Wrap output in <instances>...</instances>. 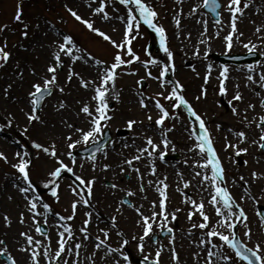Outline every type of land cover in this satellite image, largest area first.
I'll return each mask as SVG.
<instances>
[{
    "label": "rangeland",
    "instance_id": "rangeland-1",
    "mask_svg": "<svg viewBox=\"0 0 264 264\" xmlns=\"http://www.w3.org/2000/svg\"><path fill=\"white\" fill-rule=\"evenodd\" d=\"M23 1L0 0V45H4L6 41L5 51L11 53L8 61L0 67V124L5 125L0 128V152L7 156V161L0 158V240L6 242L8 252L17 259L18 264H34L30 259V252L22 250L32 247L27 245L25 237L21 235L25 232L40 242V264H64L65 260L67 264H114L115 261L126 264L119 253L107 254L108 245L118 248L124 239L129 243L123 250L128 253L132 264L145 256L155 261L158 250L161 251L160 264H207L209 252L213 253V264H232V261L235 264H247L219 237L207 236L212 228L226 234L230 230L222 226V220L215 211L216 206L210 203L211 195L214 194L213 187L210 182L203 180V172L207 171L211 175V170L201 169L195 163L203 160L198 149L190 150L198 141L191 135L193 122L187 107L174 109V101L164 99L172 91L175 81L183 84L182 94L197 113L205 117L214 147L225 168L226 185L237 205L247 214V220L241 217L237 224L241 239L252 248L260 243L264 254V221L257 213V206H264V178L256 179L252 176L253 172L264 173V151L258 144L252 143L259 140L264 129L260 120L264 116V80L261 79L264 75V0H241L242 12L235 13L236 33H232L234 13L228 7L229 0H220L223 4L220 21H215L204 11L203 0H146L158 13L156 22L166 30L167 46L172 55L164 52L156 33L141 22L139 34L134 33L135 39L131 43L140 60H133L132 64L122 65L117 69L115 90L119 92V99L110 91L108 101L111 108L109 114L113 118L107 121V128L111 131L112 140L104 150L96 153L95 161L88 154L78 153L91 142L78 144L74 149L68 148L71 142L69 136L73 141L80 140L81 135L77 129L87 130L90 127L88 118L81 112V106L88 104L92 108L96 107V101L92 99L95 94L92 86L84 88L80 77L99 84L103 68L98 71L92 58L105 61L110 66L118 51L125 58H128V54L88 29L82 20L72 16L68 8L77 11L83 19L93 21L94 27H99L118 43L124 40L126 33L125 21L120 17L127 19L128 8L131 7L133 11L136 8L134 5H124L119 0H104L109 14L106 20L102 14L94 12L102 0H35L27 5L30 19L28 20V13L21 18L25 23L30 21L25 29L15 19L18 5L21 6ZM177 19L180 21L179 25L176 23ZM4 25L8 27L4 28ZM258 28L260 31H257ZM24 31L28 32L27 36L23 35ZM67 34L73 36L82 50L81 53L74 54L84 55V59L73 60L61 53L63 64L57 67V84L38 109L40 120L30 122L27 114L33 109L28 94L34 91L33 84L43 85L41 77L51 78L47 68L56 63L54 57L59 51L57 44H62L61 37ZM229 34L233 35L230 50L226 39ZM148 44L152 48L147 50ZM247 52L259 54V60L234 64L222 63L214 58L215 54ZM87 53H91V56ZM153 59L158 63L145 65V61ZM165 63L170 68L174 64L175 70H170L166 77L158 80L155 77L160 76ZM225 65L228 67L226 80L221 75ZM73 72L79 73V77L73 75L69 81L68 76ZM141 80L147 82L144 89L140 87ZM164 80L172 83H164ZM222 81L227 88L226 93L220 91ZM9 84L12 86L10 89ZM61 87L64 88L63 92L60 91ZM204 90L206 95L203 94ZM161 92L164 96L157 95ZM237 92L241 94L240 100L234 99ZM141 98H144L147 107L141 106ZM156 99L176 115V119L170 117L165 121V128H170L172 124H175V128L168 133L172 143L168 146L167 154L173 157L164 160L159 158L163 144L160 135L162 128L156 124L161 114L156 106ZM60 103H64L65 107L60 108ZM233 109L236 111L233 112ZM149 116L152 117L151 120L148 119ZM9 119L12 120L11 125L7 124ZM130 119L138 121L132 129L126 126ZM239 131L246 133V140L241 142V138L236 135ZM146 136H152L161 145L155 154L154 174L151 171L152 158L146 154L141 155L140 160H133L131 165L125 163L139 154L138 149L147 146ZM33 141L46 147L54 141L60 158L73 167V172L65 170L57 178L59 199L52 195V185L47 184L48 180L53 179L49 173L59 166L58 161L42 150L35 149ZM229 143L246 147L248 151L236 155L235 147H227ZM24 149L31 153L33 159V166H30L33 182L44 202L52 207V212L47 215V224H44L43 215H36L28 210L29 201L17 187H23L24 182L19 179L18 170L13 167L18 162L15 154ZM70 150L76 156L75 165L65 155ZM185 160L188 161L187 164L184 163ZM104 165L110 167L105 168ZM135 168L139 169V173ZM196 172L202 174L197 176ZM77 176L83 177L85 181L96 178L91 197H87L86 191H80L82 185L76 180ZM241 176L244 180L240 179ZM160 181L168 185V221L163 230L171 227L173 232L169 236H160L162 229L159 224L163 217L158 215L153 224V234L145 238V248L141 252L138 245L144 225L142 222L138 223L141 216L132 205L142 206L141 211L147 216H151L153 211L161 213L162 197L158 191L162 187ZM187 181L190 184L185 188ZM112 184L118 187L112 188ZM73 188L76 189L75 192ZM129 190L133 193L132 196L127 195ZM186 195L197 203L204 201L205 211L209 216L208 228L198 227L203 222V217L190 202H185ZM86 197L89 204H77L73 214V203ZM125 199L131 203H125ZM153 201H156L155 209ZM233 211L238 212L235 205ZM39 212H44L42 206L39 207ZM89 212L92 213L91 217L87 215ZM172 212L176 213L175 220L171 218ZM189 213H195L191 219ZM33 215H36V221L40 225L48 227L47 234L36 232L37 224L32 219ZM5 216L11 219L10 225ZM60 217L71 219L61 220ZM112 217H116L115 225ZM85 220H90V223L86 225ZM218 220L221 222L218 223ZM69 224L72 227L70 236L66 228L62 227ZM84 227L88 229L87 237L81 231ZM247 228L251 229L250 239L244 235ZM101 229L110 232L106 244L96 249L95 245L100 243L96 237L105 239ZM60 231L65 232L66 252L61 254L62 258L52 260L59 248ZM121 232L123 235L119 234ZM155 235L157 237L154 240ZM202 240L205 243H201ZM77 244L81 245L79 249L75 247ZM45 248H48L47 256L44 255ZM173 248L179 256L178 261ZM219 254L227 255L232 260L221 261ZM0 264H4L1 258Z\"/></svg>",
    "mask_w": 264,
    "mask_h": 264
},
{
    "label": "snow or ice",
    "instance_id": "snow-or-ice-1",
    "mask_svg": "<svg viewBox=\"0 0 264 264\" xmlns=\"http://www.w3.org/2000/svg\"><path fill=\"white\" fill-rule=\"evenodd\" d=\"M120 2L124 5H134L136 8V11H133L131 7L127 10V19L124 17H120L121 20L125 21L126 24V33L125 38L122 42H117L116 40L112 39L110 36H108L105 32L101 31L99 27H94V22L90 21L88 19H83L80 15H78L77 11H75L72 8H68V11L74 16L77 20H82V22L87 26L88 29H90L94 33H98L101 37L109 40L117 49L124 50L128 54V58H125L120 51L116 53L114 56V61L111 63L110 66L106 64L105 61L102 60H96L94 57L92 58L94 63L99 68H103L102 75L99 76L100 83L97 84L95 81H89L85 80L83 77H80L82 86L84 88H88L90 85L92 86L94 90V95L92 99L96 101V107L92 108L88 104H83L81 106V112L85 114V116L88 118L90 127L85 130L84 128L77 129L81 135L80 140L73 141L71 136L68 137L69 141H71L68 144L69 149H74L78 144L84 143L89 144L91 142L92 144V151L90 152L91 158L93 161L96 159V153L102 151V148L96 145L97 141H102V138L105 136V130L107 128V121L111 120L113 117L110 115V105H109V92L111 91L116 99H119V92L115 90V84L117 79V69H119L122 65H130L133 63V60H140V57L133 51V48L131 47L132 40L135 39V35H138V30L140 29L141 22L146 24L149 28L154 29L157 33L160 34V44L163 47V50L165 53H167L169 56L172 55L170 49L167 46V36H166V30L162 25H159L156 22V17L158 16V13L156 10L146 2V0H120ZM241 0H229V9L234 13L233 15V21H232V33H236L237 27H236V16L235 13L242 12V9L240 7ZM203 4L205 7L211 9L213 12H216V10L220 7L219 0H203ZM235 6V7H233ZM247 5H245L246 7ZM197 8L199 5L196 6ZM107 4L102 0L100 5L94 9L95 13L102 14L104 19L109 18V14L106 11ZM217 15H219V12H217ZM22 18V7L18 5L17 8V14L15 16L16 20H21ZM177 25H179L180 21L176 20ZM206 23V22H205ZM4 28H7V25L3 26ZM24 28H28V24H24ZM257 31H260L258 28ZM135 33V35H134ZM24 36L28 35L27 31L23 32ZM242 35V33L240 34ZM63 40V43L57 44V47L59 51L56 52L54 60L56 63H53L48 66L47 72L51 74V78H48L47 76L41 77V79L44 80L43 85L40 83L33 84L34 91L29 92L30 99V105L33 109L32 112L28 113V119L29 121H39L40 115L38 114V109L42 107V102L45 100V98L49 95H51L53 86L57 84V67L58 65H62L63 61L61 59V53L68 56L70 59L73 60H82L84 59V55H75L74 53H81V49L77 46L76 41L74 40L73 36L71 34L63 35L61 37ZM227 47L230 50L232 48V41H233V35L229 34L227 37ZM6 41L4 45H0V67H3L4 64L8 61V59L11 56V53L8 51H5L6 48ZM251 43V42H249ZM254 48L255 45H252ZM88 56H91V53H87ZM145 65L151 63L156 64L158 63L157 60H149L144 62ZM211 67V66H209ZM251 67V65H249ZM172 70H175V65L172 64L171 68L169 64L165 63L163 64L162 71L160 76L155 77L158 80H162L164 77L167 76L168 72ZM33 72L35 70L33 69ZM227 73H228V67L227 65L224 66L223 72L221 73L224 80L227 79ZM73 75L79 77V73L73 72L71 75L68 76V80L71 81ZM149 75H151V72H149ZM261 79L264 80V75L261 76ZM164 83H172L170 81H163ZM12 86L9 84L8 88L10 89ZM183 84H181L179 81L174 82V86L172 87V91L169 93L168 96L164 97L166 100H172L174 101L172 104V107L174 109H178L181 106L187 107L189 113L192 117H194L195 122H198V129L199 132H197V124L194 122L192 124V131L191 135L195 138L198 143H196L193 146V149L190 150H199V153L201 156H203V160H197L195 163L200 166L201 169H209L211 170V175L208 174L207 171L203 172V180L208 181L211 183L213 187L214 194L211 195L210 203L214 206H216V214L218 217L222 220V226L226 227L228 230H230L227 234L222 231L216 230V228H212L207 232V236L209 237H219L223 242H225L228 246H230L232 249L235 250V253L238 257H240L242 260L246 261L247 264H264V254H262V248L261 244L257 243L254 248H250L248 244L244 243L242 239L239 238V234L237 232V224L240 222L239 218L242 217L245 221L247 220V214L245 213L244 209L242 207H239L237 205V202L230 191L229 187L226 185V177H225V168L223 166V163L220 160L219 155L217 154L216 148L214 147L213 137L210 133L209 128L206 125V119L205 117L201 116L195 108L192 106V104L189 102V100L182 94L183 90ZM60 91L63 92L64 88L61 87ZM220 91L221 93H226L227 88L224 86L223 81L220 85ZM204 95H206V90H204ZM5 95H7V89L5 90ZM158 96H164V93H158ZM241 94L239 92L236 93L234 99L240 100ZM199 99V97H197ZM142 107H147V104L145 103L144 98H141L140 100ZM157 108L161 110V114L159 118L156 120V124L160 125L162 128V131L160 132V135L162 137L161 143L163 144V151L159 152V158L161 160H164L167 153H168V146L172 143V141L168 137V133L171 132L175 128V124H172L170 128H165V121L169 119L170 117L172 119H176V115L173 113H170L168 108L165 107L163 103L160 102L159 99H156L155 101ZM231 103V101H229ZM264 103V101H262ZM60 108H64L65 104L60 103ZM249 107H255V105H249ZM236 110L233 109V112ZM247 111V109H245ZM149 120L152 119L151 116L148 117ZM260 120L262 123H264V116L260 117ZM138 121L130 119L127 121V128L132 129ZM8 125L12 124V120L9 119L7 121ZM70 126V125H69ZM5 127L4 124H0V128ZM236 135L241 138V142L243 140L247 139V135L244 131H239L236 133ZM146 147L138 149V155L133 156L132 159L126 160L125 163L128 165L132 164L133 160H140L141 155H147L150 158H152V167L151 171L154 174L156 172V165H155V154L157 152V149L160 148V144L156 143L152 136H146ZM253 144H258L259 148L264 149V129H262V134L259 137V140L252 141ZM34 148L37 150H42L43 152L49 154L51 157H54L57 161L59 166L56 167L54 170H52L49 175L51 178L47 181V184L52 185V195L55 196L57 199H59V196L57 194V189L59 187V184L57 182V178L61 177V174L63 171L67 172H73V167H71L68 163H65L63 159L60 158V155L58 154V150L56 147L55 142L53 141L50 146H45L42 143L33 141ZM106 146V145H105ZM227 147H235L236 148V155H240L241 153H246L248 149L246 147L242 148L239 147V145H232L229 143ZM175 149V145L173 144V150ZM18 157V162L13 165L18 172L20 173L19 179H21L24 182V186L19 188V191L25 195V197L29 201L28 210L32 213H35L36 215H43L45 217L44 224H47V215L52 212V207L50 204L44 202L39 190L37 189V185L33 182V179L30 175V166H33V159L31 156V153H29L26 149L22 151H18L15 154ZM68 157L71 158L72 165L76 164V156L73 153V151H68L65 153ZM0 158H3L5 161H7V156L5 153L0 152ZM185 164L188 163L187 160L184 161ZM244 163H247L245 161ZM93 167H95V164H93ZM105 168L110 167V165H104ZM137 173H139V169H134ZM123 171V169H122ZM201 172H196L195 175L200 176ZM181 176L183 173L180 174ZM252 176L256 179L264 178V173H257L253 172ZM141 180L143 179L141 175ZM95 177H92L90 180L85 181L83 177L77 176L76 180L80 181L82 187L80 189L81 192H87V197H91L92 195V186L95 183ZM166 179V177H165ZM241 180H244V177H240ZM151 184L152 182L149 181ZM162 184L161 188H158L159 194L162 197L160 201V206L162 208L161 213H157L156 211H153L151 216L144 215L141 211V207H137L135 205H132L135 208V211L140 214L141 221H138V223L142 222L144 225V231L143 235L139 237V249L141 252L144 251L145 248V238L149 237L150 234H153V224L156 223V217L158 215H162V220L159 224V227L163 230L165 227V224L168 221V215L167 212V206L166 201L168 199L167 194V183H164L163 181L159 182ZM247 183V182H245ZM190 184V181L185 182L184 187L187 188ZM47 186V185H46ZM112 188H117L118 185L112 184ZM143 188V185H141ZM74 192L76 191L75 188L72 189ZM128 196H132L133 193L129 190L127 192ZM247 195V191H246ZM84 198L82 200L75 201L72 205L73 207V214L75 213V209L77 204L83 203L85 205L89 204V199ZM185 202H190L198 211L200 216L203 217V222L198 225V227L202 229H206L209 227L208 221L209 216L205 211V204L204 201L201 200L199 203H197L196 200L190 199L187 195L185 196ZM125 203H131V201H125ZM234 205L238 208V212L233 211ZM42 206L44 209V212H39V207ZM153 209L156 207V201L152 202ZM195 213H189V219H191L192 215ZM36 215H33L32 219L36 221ZM59 216V214H56ZM89 217L92 216V213H87ZM258 215H260L261 219L264 220V212H258ZM171 218L175 220L176 213H171ZM235 218V219H231ZM61 220L71 219V217H60ZM6 222L10 225L11 219L5 216ZM116 217H112V223L115 225ZM24 222L23 213H21V223ZM218 223L221 221L218 220ZM86 225L90 223V220H85L84 222ZM36 232H40L43 234L44 229L42 226H40L39 221H36ZM62 227L66 228L69 236L72 232L71 225H62ZM193 227H197V225H193ZM81 231L84 233V235L87 237L88 235V229L87 227H84L81 229ZM101 232L104 233L105 239L101 240L99 236L96 237L97 241H100V243H97L95 245L96 249H100L102 245L106 244L107 238L109 236L110 230L101 229ZM167 231L169 233L173 232V229L171 227L167 228ZM120 235H123V233H119ZM22 236L25 237L26 243L29 246H32L31 248L25 247L22 250L29 251L30 252V259L34 262V264H40V251L39 246L40 242L35 240V238L28 234L27 232L21 233ZM245 236H248L249 239L251 238V229L247 228V230L244 233ZM59 248L58 251L55 253V255L51 258L52 260H57L62 258L61 254L66 252V243L65 240V232L60 231L59 232ZM135 239V237H133ZM50 242V241H49ZM129 241L127 239H124L122 242V245L118 248H113L111 245H108L107 247V254H111L113 252L119 253L123 259L125 260L126 264H132L131 259L128 256V253L123 250L124 246L127 245ZM201 243H205V241H201ZM0 245H4V247H0V255L7 254V261L10 262V264H18V261L15 257L11 255V253L8 252L6 242L4 240H0ZM76 249H79L81 247L80 244H77ZM173 253L175 256V259L178 261L179 256L178 254H175V248H173ZM44 255H48V248L44 249ZM76 255L78 256L79 253L77 251ZM95 255V253H93ZM160 256L161 251H157L155 253V262L154 264H160ZM146 264L149 260L148 256L144 257ZM219 259L221 261H229L232 260L231 257L223 254H219ZM64 264H67V261H64ZM114 264H120L119 261H115ZM207 264H213V253H208V261ZM232 264H235V261H232Z\"/></svg>",
    "mask_w": 264,
    "mask_h": 264
},
{
    "label": "water",
    "instance_id": "water-1",
    "mask_svg": "<svg viewBox=\"0 0 264 264\" xmlns=\"http://www.w3.org/2000/svg\"><path fill=\"white\" fill-rule=\"evenodd\" d=\"M207 8V7H206ZM220 8V7H219ZM218 8V9H219ZM207 9H209V8H207ZM217 9V10H218ZM211 10V9H210ZM217 10H216V12H213L212 10V12L213 13H215L216 14V16H217ZM254 55H255V53H248V54H246V55H235V56H232V57H223L222 59H225V60H231V61H233V62H237V63H240V62H242L243 60L244 61H250L253 57H254ZM109 138H110V135H109V132L107 133V135L105 136V138H104V140H103V142L101 143H99V144H96L97 146H99V147H102V146H104L105 145V143L109 140ZM86 151V150H85ZM44 232H46V230L44 229ZM166 232H163V234H165ZM146 264V263H145Z\"/></svg>",
    "mask_w": 264,
    "mask_h": 264
},
{
    "label": "bare ground",
    "instance_id": "bare-ground-1",
    "mask_svg": "<svg viewBox=\"0 0 264 264\" xmlns=\"http://www.w3.org/2000/svg\"><path fill=\"white\" fill-rule=\"evenodd\" d=\"M191 36H193V32H192V34H191ZM198 37H199V35H197ZM197 41V40H196ZM199 41H197V43H198Z\"/></svg>",
    "mask_w": 264,
    "mask_h": 264
}]
</instances>
